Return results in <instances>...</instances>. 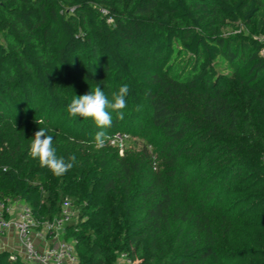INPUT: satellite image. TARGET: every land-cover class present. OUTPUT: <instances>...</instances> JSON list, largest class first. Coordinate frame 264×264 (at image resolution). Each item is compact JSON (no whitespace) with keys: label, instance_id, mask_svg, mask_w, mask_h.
<instances>
[{"label":"trees","instance_id":"16d2710c","mask_svg":"<svg viewBox=\"0 0 264 264\" xmlns=\"http://www.w3.org/2000/svg\"><path fill=\"white\" fill-rule=\"evenodd\" d=\"M261 36L264 0H0V201L22 200L40 223L59 217L65 192L48 201V168L28 155L35 132L72 119L94 142L101 129L68 104L97 86L111 99L127 84L159 166L148 147L106 175V154L84 161L73 181L79 213L63 234L78 264H264ZM136 49L149 67L133 69ZM120 122L113 113L103 148ZM10 255L0 264H36Z\"/></svg>","mask_w":264,"mask_h":264},{"label":"rangeland","instance_id":"374dc122","mask_svg":"<svg viewBox=\"0 0 264 264\" xmlns=\"http://www.w3.org/2000/svg\"><path fill=\"white\" fill-rule=\"evenodd\" d=\"M239 27H229L228 29L224 30V35L229 34H235L238 31H241L244 29V27L239 24ZM261 39H264L262 36ZM129 61L131 63V66L133 69H144L149 67L150 60L147 57V53L145 50L136 49L129 58ZM237 82H235L236 88ZM137 106L133 108V110H130V108L127 107L123 110L125 112V119L122 120L117 127V131L115 134L120 133L123 136V142L122 144H116L114 142V137L109 139V142L107 144L106 149L101 148L97 149L95 147L94 142H90L87 140V134L81 135L79 132H81L80 126H72V119H64L61 120V122H55L50 126V131L47 130L49 133L52 134V136L56 139L57 144H53V147L56 150L57 157H63V153L65 149H69L71 155L74 154L76 156V161L74 164V167L72 168L71 176L69 177V174L65 177H57L53 175V173L48 169V182L46 184V188H44L43 193L46 199L48 201H51L52 199L56 198L57 195L62 194L65 192L64 201L62 202V210L67 209L69 212V221L73 220L78 216L79 213V207L77 206V199L79 198V194L77 190H75L76 186L82 187V184L75 183L73 185V181L78 177L79 170H81L85 163L84 161L89 160L90 164L91 162H94L96 159H100L103 154H106L108 159L110 160L111 167L109 170L105 173H112L115 169V166L117 164V161L119 158L126 155L132 158L136 159L137 157L141 156L144 152V147H148L149 152L152 155V159L154 160V166H159V156L157 154L156 149V142L153 138L152 132L153 129L146 123L145 117L147 115L146 110L142 112V109L140 108L139 111L136 110ZM135 114V121L131 118L133 117L132 113ZM131 115V116H130ZM53 116V115H52ZM59 118V117H57ZM140 118V120H139ZM143 118V119H142ZM131 120V121H130ZM41 121V120H40ZM66 123V124H65ZM72 126V127H71ZM77 128V130H76ZM72 132V133H71ZM76 132V133H75ZM35 162H38V160H35ZM89 164V163H88ZM37 168V167H36ZM155 170L157 167H153ZM38 169V168H37ZM153 169V170H154ZM75 182V181H74ZM94 195L98 199V203L100 206H104L106 202L110 199V195L106 193L104 190L103 185L100 183L94 189ZM23 201L20 199L16 200H10L9 201V207L11 209L12 215L17 216L20 207L22 206ZM66 226V225H65ZM33 231L36 236H38V233L41 231V229H38V226H33ZM16 233V234H15ZM10 232L0 234V252H8L10 254H15L16 251L21 249L20 241L17 237V231L15 230L14 236L10 235ZM64 229H61L59 231V234L57 236V239L54 241H64ZM9 235V236H8ZM12 241L7 242L5 241ZM43 245L41 247L38 245V249L41 251H44L48 243L47 241H50L49 239H43ZM44 242L46 243V246H44ZM9 243V245L7 244ZM55 242L50 243L49 245H54ZM20 257V256H19ZM125 261V258L119 257L116 264H123Z\"/></svg>","mask_w":264,"mask_h":264},{"label":"clouds","instance_id":"9594fccd","mask_svg":"<svg viewBox=\"0 0 264 264\" xmlns=\"http://www.w3.org/2000/svg\"><path fill=\"white\" fill-rule=\"evenodd\" d=\"M130 93V88L127 84L119 87L118 91L112 93V98L109 99L102 89L97 86L90 93L77 96L71 100L67 106L69 116L75 118L77 116L84 119H91L97 128L101 129L95 135L94 142L97 149L105 146L107 133L104 131L112 126L113 113L118 120H124V109L127 107L126 97ZM137 111L140 106H137ZM43 123V121H37ZM28 155L35 160H38L41 167L48 168L53 175L61 177L74 167L76 156L69 155L67 160L63 157H57L56 150L53 147V136L47 134L45 128H40L35 132L31 140Z\"/></svg>","mask_w":264,"mask_h":264},{"label":"built area","instance_id":"2783aa9c","mask_svg":"<svg viewBox=\"0 0 264 264\" xmlns=\"http://www.w3.org/2000/svg\"><path fill=\"white\" fill-rule=\"evenodd\" d=\"M102 12H106L101 9ZM112 19H108L110 22ZM114 142L122 144L123 136L120 133L115 134ZM9 199L0 201V234L10 232L13 229L17 231V237L20 241L21 250L18 254H11L10 257L16 260L19 256L27 262L36 264H78V257L73 241H54L57 239L59 231L65 229L69 221V212L63 209L59 217L51 221L38 222L32 208L28 204H23L15 218L9 207ZM33 226H40L41 231L38 236L43 239H49L48 246L44 251L38 249L35 242ZM55 242V244L49 245Z\"/></svg>","mask_w":264,"mask_h":264},{"label":"crops","instance_id":"0c3cea01","mask_svg":"<svg viewBox=\"0 0 264 264\" xmlns=\"http://www.w3.org/2000/svg\"><path fill=\"white\" fill-rule=\"evenodd\" d=\"M22 203H23V204H26L25 202H22ZM23 204H22V205H23ZM20 208H21V207H20ZM19 210H20V209H19ZM12 217L15 218L16 216H15V215H12ZM38 229H39V228H38ZM15 230H16V229H13V230L10 231V233H11L10 235H11V236H14V234H12V233H14ZM15 234H16V233H15ZM8 236H9V235H8ZM7 240H8V239H6L5 241H7ZM43 241H44V240H42V238L39 237V236H37V234H36V236H35V242H36L37 246L39 245V246L41 247V245H43ZM7 242H10V243H11L12 241H7ZM47 243H48V242H47ZM7 244L9 245V243H7ZM45 246H46V243L44 242V246H43L42 248H44ZM20 250H21V249H19V250L16 251L15 253L18 254V253L20 252Z\"/></svg>","mask_w":264,"mask_h":264}]
</instances>
